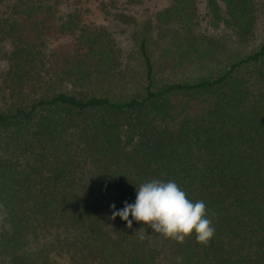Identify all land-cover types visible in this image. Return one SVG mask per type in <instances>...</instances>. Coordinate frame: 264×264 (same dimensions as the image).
<instances>
[{
  "label": "trees",
  "instance_id": "trees-1",
  "mask_svg": "<svg viewBox=\"0 0 264 264\" xmlns=\"http://www.w3.org/2000/svg\"><path fill=\"white\" fill-rule=\"evenodd\" d=\"M170 2L132 66L68 0H0V264H264V41L232 46L264 4ZM153 179L205 203L207 245L111 219Z\"/></svg>",
  "mask_w": 264,
  "mask_h": 264
},
{
  "label": "clouds",
  "instance_id": "clouds-1",
  "mask_svg": "<svg viewBox=\"0 0 264 264\" xmlns=\"http://www.w3.org/2000/svg\"><path fill=\"white\" fill-rule=\"evenodd\" d=\"M135 197L134 203L126 202L122 209L115 210L112 205L111 219L119 217L129 228L134 221L141 223L153 233L177 243L195 235L197 243L207 245L214 236L215 229L207 216L205 203L188 199L174 181L153 179L142 183L135 188Z\"/></svg>",
  "mask_w": 264,
  "mask_h": 264
},
{
  "label": "rangeland",
  "instance_id": "rangeland-1",
  "mask_svg": "<svg viewBox=\"0 0 264 264\" xmlns=\"http://www.w3.org/2000/svg\"><path fill=\"white\" fill-rule=\"evenodd\" d=\"M72 7L77 8V13L80 15L84 23H91L97 26L104 27L111 35L117 47L123 51V60L129 65L135 66L134 56L136 51V40L134 37H139L140 33L147 29L149 32H157L156 15L157 13L166 10L170 7V0H68ZM118 9L122 10L125 16L130 20L122 18H114L113 11H109V7H105L107 3L114 4ZM264 4V0H259ZM108 5V4H107ZM196 6L201 17H205L207 11L206 0H196ZM257 22L253 36L242 43H234L233 48L237 47V51H249L257 47L264 41V6L257 14ZM205 21H202L201 26L205 27ZM155 34V33H154ZM158 43V47H163L160 37H154ZM66 38H61L58 42H66ZM155 41V42H156ZM168 42V40H166Z\"/></svg>",
  "mask_w": 264,
  "mask_h": 264
}]
</instances>
